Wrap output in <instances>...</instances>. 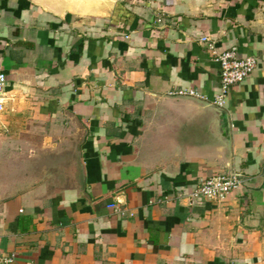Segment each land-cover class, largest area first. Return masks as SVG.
<instances>
[{
    "label": "crops",
    "instance_id": "crops-1",
    "mask_svg": "<svg viewBox=\"0 0 264 264\" xmlns=\"http://www.w3.org/2000/svg\"><path fill=\"white\" fill-rule=\"evenodd\" d=\"M0 74V264H264V0H0Z\"/></svg>",
    "mask_w": 264,
    "mask_h": 264
},
{
    "label": "built area",
    "instance_id": "built-area-1",
    "mask_svg": "<svg viewBox=\"0 0 264 264\" xmlns=\"http://www.w3.org/2000/svg\"><path fill=\"white\" fill-rule=\"evenodd\" d=\"M156 24L162 25L165 22L163 14L156 15ZM200 43L206 46L209 51L214 50L213 41L208 37H201ZM214 61L220 67V87L219 92L215 94L211 100L204 95L199 94L192 89H182L169 91L168 97L173 98H191L198 101L211 104L219 109H223L226 105L227 96L232 87L245 81L256 69L257 61L254 57L248 56L240 58L236 48H231L221 54L215 55ZM6 77L0 74V99L5 92ZM241 185V179L237 174L214 175L202 180L187 196L189 205H194L197 201L222 202L228 195L238 189ZM118 215H123L117 203H111L107 206ZM10 262V260H6Z\"/></svg>",
    "mask_w": 264,
    "mask_h": 264
},
{
    "label": "water",
    "instance_id": "water-1",
    "mask_svg": "<svg viewBox=\"0 0 264 264\" xmlns=\"http://www.w3.org/2000/svg\"><path fill=\"white\" fill-rule=\"evenodd\" d=\"M210 107L215 111L216 115L218 116L219 121L223 124V122L226 120L223 110L219 109L213 105ZM220 133H221L222 137H225V131H221Z\"/></svg>",
    "mask_w": 264,
    "mask_h": 264
}]
</instances>
